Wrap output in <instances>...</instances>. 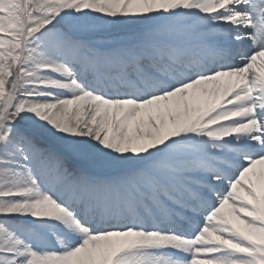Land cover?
<instances>
[{"label":"snow or ice","instance_id":"obj_1","mask_svg":"<svg viewBox=\"0 0 264 264\" xmlns=\"http://www.w3.org/2000/svg\"><path fill=\"white\" fill-rule=\"evenodd\" d=\"M0 264H264V0H0Z\"/></svg>","mask_w":264,"mask_h":264}]
</instances>
